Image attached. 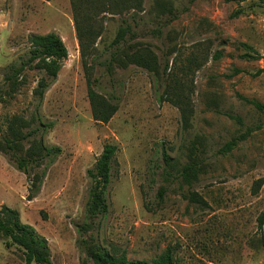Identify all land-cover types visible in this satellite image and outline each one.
Masks as SVG:
<instances>
[{
    "label": "rangeland",
    "instance_id": "374dc122",
    "mask_svg": "<svg viewBox=\"0 0 264 264\" xmlns=\"http://www.w3.org/2000/svg\"><path fill=\"white\" fill-rule=\"evenodd\" d=\"M127 25L124 50L150 48L157 75L129 52L108 71ZM49 32L69 52L56 80L40 100L44 72L28 67L7 94L28 36ZM175 81L188 126L166 91ZM91 86L118 104L107 123L93 118ZM1 90L3 132L14 114L31 120L24 132L38 131L16 153L0 151V207L47 238L52 264H92L95 249L150 262L167 248L175 264H264V0H0ZM108 143L118 148L108 208L92 217L88 170ZM187 164L198 170L190 183ZM7 241L0 235V264H25Z\"/></svg>",
    "mask_w": 264,
    "mask_h": 264
},
{
    "label": "trees",
    "instance_id": "16d2710c",
    "mask_svg": "<svg viewBox=\"0 0 264 264\" xmlns=\"http://www.w3.org/2000/svg\"><path fill=\"white\" fill-rule=\"evenodd\" d=\"M143 3L140 2L138 7H142ZM79 30V28H77ZM131 28L129 25L119 29L114 41L113 46L115 49L111 52V57L107 63V69L112 73L113 62L118 55L128 52L132 55L137 65L147 69L151 73L158 74L160 72V65L157 61L156 54L147 47L142 45H129L128 50H124L127 45L126 36L130 33ZM81 41L82 38L80 37ZM29 49L24 56H21V64H11L8 69L9 72L5 74V84L7 89L4 90L9 95H14L18 91L21 84V76L28 67H36L44 72V76L38 81L36 94L43 99L47 89L56 80L64 60L68 58L69 52L63 39L56 32H49L46 34H30L28 36ZM83 53V52H82ZM84 55V54H83ZM169 62L165 65V71L168 69ZM94 84V81H93ZM170 87L167 93L173 91L176 95L173 98V102L183 109V120L185 125L188 126V118L185 108L182 104L185 103V99H181L178 96V90L181 89L178 82L170 83ZM92 85V82H91ZM4 91H0V96L4 94ZM89 97L92 107V115L94 120L98 122L107 123L113 117L118 110V104L113 99L100 96L92 88L89 90ZM3 98V97H2ZM178 101V102H177ZM262 107L260 104H256ZM7 129L3 132L0 126V151L4 153L14 152L16 153L23 140L27 137L37 133L38 128L30 130L28 133L24 132L25 127L32 125L31 120H27L25 117L19 114H14L7 119ZM43 125V124H42ZM245 136L235 137L227 142L223 151L229 152L238 144L239 140L244 139ZM45 153L49 149L44 147ZM117 146L115 144H106L104 149L96 160L92 169L88 170L90 177L89 199L86 203V210L94 217L99 212L107 210V188L111 181L112 162L117 153ZM47 151V152H46ZM49 153V152H48ZM164 158L167 164L170 163L171 157L164 153ZM19 164L17 167L20 170L27 171V160L24 158L18 159ZM196 168V169H195ZM197 166L193 164H187L183 170V177L190 183L191 179L196 178ZM37 185V191L39 190ZM260 226L264 225V211L259 216ZM0 235L7 238V245H18L24 251L25 264H52L51 249L47 238L40 234L37 229L31 224L24 223L20 217L18 210L3 205L0 207ZM89 259L92 264H175L173 259V251L171 248H167L159 257L153 259L150 262L147 261H130L125 255H115L109 250L95 249L90 253ZM84 264H90L85 262Z\"/></svg>",
    "mask_w": 264,
    "mask_h": 264
}]
</instances>
